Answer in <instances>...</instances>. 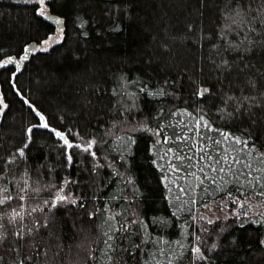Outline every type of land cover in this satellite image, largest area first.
<instances>
[{"label": "trees", "instance_id": "1", "mask_svg": "<svg viewBox=\"0 0 264 264\" xmlns=\"http://www.w3.org/2000/svg\"><path fill=\"white\" fill-rule=\"evenodd\" d=\"M0 191V264H264V0H0Z\"/></svg>", "mask_w": 264, "mask_h": 264}, {"label": "rangeland", "instance_id": "2", "mask_svg": "<svg viewBox=\"0 0 264 264\" xmlns=\"http://www.w3.org/2000/svg\"><path fill=\"white\" fill-rule=\"evenodd\" d=\"M28 2H35L41 4L42 6L46 3L47 0H27ZM44 12V11H43ZM45 13V12H44ZM67 145V144H65ZM57 198L61 201L69 202L72 198L67 195L64 191L57 192ZM6 201V197L0 191V204ZM239 208H249L251 214H259L264 217V199L261 200H245L239 202ZM239 211L232 210L226 200L216 201L210 203L208 206L204 208V210L200 213L201 220L213 222L218 219L227 218L230 216H235ZM196 256L201 259L204 256L199 251H196Z\"/></svg>", "mask_w": 264, "mask_h": 264}, {"label": "water", "instance_id": "3", "mask_svg": "<svg viewBox=\"0 0 264 264\" xmlns=\"http://www.w3.org/2000/svg\"><path fill=\"white\" fill-rule=\"evenodd\" d=\"M45 18L47 21L57 25L58 28H62L63 27V20L58 18L57 16H54L50 13H46ZM36 48L35 45H31L27 48L26 53L23 55L21 61H18L17 63V67L19 69H21L24 65L25 62L30 60L31 54L34 51V49Z\"/></svg>", "mask_w": 264, "mask_h": 264}, {"label": "snow or ice", "instance_id": "4", "mask_svg": "<svg viewBox=\"0 0 264 264\" xmlns=\"http://www.w3.org/2000/svg\"><path fill=\"white\" fill-rule=\"evenodd\" d=\"M46 126V125H45Z\"/></svg>", "mask_w": 264, "mask_h": 264}]
</instances>
